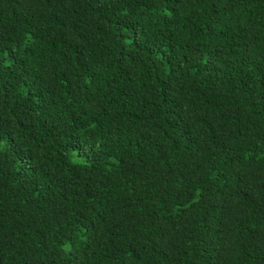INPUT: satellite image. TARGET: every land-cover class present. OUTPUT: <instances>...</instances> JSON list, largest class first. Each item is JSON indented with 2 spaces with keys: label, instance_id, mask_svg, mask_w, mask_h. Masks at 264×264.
Masks as SVG:
<instances>
[{
  "label": "trees",
  "instance_id": "1",
  "mask_svg": "<svg viewBox=\"0 0 264 264\" xmlns=\"http://www.w3.org/2000/svg\"><path fill=\"white\" fill-rule=\"evenodd\" d=\"M0 264H264V0H0Z\"/></svg>",
  "mask_w": 264,
  "mask_h": 264
}]
</instances>
